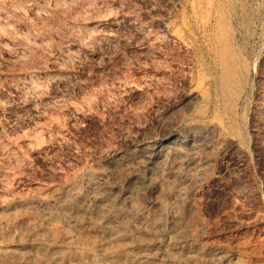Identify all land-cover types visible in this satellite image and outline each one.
Here are the masks:
<instances>
[{"label": "rangeland", "instance_id": "374dc122", "mask_svg": "<svg viewBox=\"0 0 264 264\" xmlns=\"http://www.w3.org/2000/svg\"><path fill=\"white\" fill-rule=\"evenodd\" d=\"M164 144L179 157L143 158ZM111 168L108 222L85 188ZM73 185L90 210L72 228ZM99 228L120 231L113 264L125 246L183 264L175 243L264 264V0H0V264H88Z\"/></svg>", "mask_w": 264, "mask_h": 264}, {"label": "bare ground", "instance_id": "6f19581e", "mask_svg": "<svg viewBox=\"0 0 264 264\" xmlns=\"http://www.w3.org/2000/svg\"><path fill=\"white\" fill-rule=\"evenodd\" d=\"M230 29V28H229ZM220 33V32H219ZM228 37V36H227ZM228 39V38H227ZM224 46V45H222ZM220 48V47H219ZM215 53V52H214ZM219 53V52H218ZM240 53V51H239ZM233 54H235V51L233 52ZM221 55V53H220ZM237 55V54H236ZM213 57V56H212ZM214 57H215V54H214ZM222 58V57H221ZM219 58V59H221ZM224 60H222L223 62V68H222V77L220 78V81L218 83V86L219 88L221 89L222 92L226 93L227 90H228V83L237 75V66L239 64L233 62L234 60H232V52H231V49H227L226 51V54L223 58ZM238 61V60H237ZM244 61V60H243ZM221 64V63H220ZM215 66V65H214ZM240 66V65H239ZM246 67V66H245ZM244 67V68H245ZM219 71V70H218ZM216 72V71H215ZM246 72V71H245ZM243 75V74H242ZM246 75V74H244ZM220 77V76H219ZM238 78V77H236ZM214 79V78H213ZM238 81V79H236ZM233 83V82H232ZM247 83V82H246ZM230 84V83H229ZM237 85V84H236ZM240 84H238L239 86ZM215 86V85H214ZM214 88V87H212ZM237 89V88H236ZM245 89V88H244ZM233 91V90H232ZM243 91V89H242ZM232 93V92H231ZM238 95V94H237ZM242 95V94H241ZM230 97V96H229ZM242 97V96H241ZM231 98V97H230ZM229 98V99H230ZM240 98V97H239ZM228 99V98H227ZM233 99V98H232ZM236 99V98H235ZM233 99V100H235ZM222 100V99H221ZM224 100V98H223ZM237 100V99H236ZM225 103V102H224ZM228 103V102H227ZM236 103V102H235ZM236 105V104H235ZM223 108V107H222ZM227 109V108H226ZM232 113V112H231ZM234 113V112H233ZM235 114V113H234ZM194 130V129H193ZM198 136V135H197ZM186 137V136H185ZM193 137V136H192ZM191 137V138H192ZM194 138L195 135H194ZM177 140V138L175 139ZM174 140V141H175ZM181 140V139H180ZM179 140V141H180ZM178 141V140H177ZM172 142V141H171ZM174 143V142H173ZM137 150V149H136ZM173 145L171 144H164V145H161L160 147L158 146H150L147 148V150L143 151L144 153H142L143 155V158L144 157H147L148 158V161H150L149 163H160L161 161H166L168 157H176L179 155L178 152L176 151H173ZM142 151V150H141ZM131 152V151H130ZM140 152V151H139ZM174 154V155H173ZM177 154V155H175ZM132 155V154H131ZM141 155V154H140ZM127 156V155H126ZM139 156V155H138ZM137 156V157H138ZM117 157V156H116ZM140 157V156H139ZM179 157V156H178ZM126 158V157H125ZM174 158V160L176 159ZM114 159V158H113ZM132 159V158H131ZM120 160H123L121 159V156H120ZM186 160V159H185ZM112 161V160H111ZM124 161V160H123ZM184 162H187V161H184ZM121 163L123 164V162L121 161H115L113 164H114V167L116 168V170H119V165H121ZM145 163H146V160H145ZM207 163V162H206ZM110 164V163H109ZM112 164V163H111ZM150 165V164H149ZM102 166V165H101ZM105 166H108V164ZM118 166V167H117ZM176 166V165H175ZM122 167V166H121ZM146 167V166H145ZM199 167V165H198ZM123 169V168H122ZM155 169V170H154ZM153 171L154 173L156 174H160L162 172V168L160 166H157L156 168H154ZM187 169V168H186ZM113 170V168L111 169H100V170H96L94 171L93 173H90V176L87 177L86 179V188L85 190H87L90 194V196L94 199V200H100V201H104L106 202L105 204V209L104 211H102V213H104V215H106V218L108 217V222L112 221L114 219V216H109V214L107 215V212L110 211V207L112 206L111 205V202L113 203V201L116 199L117 195L114 196V191L115 188H114V184L108 182L106 180V177L109 175V173ZM147 171V169H146ZM172 171V170H171ZM203 171L204 169H202L198 176L199 177L201 174H203ZM84 172V171H83ZM136 172V171H135ZM134 172V173H135ZM148 172V171H147ZM174 172V171H173ZM176 172V171H175ZM114 174V173H113ZM136 174V173H135ZM168 174V172H167ZM177 174V173H175ZM145 175V174H144ZM174 175V174H173ZM127 176V174L125 175ZM165 176V175H164ZM205 176V175H204ZM118 177V176H117ZM130 177V176H129ZM139 177V176H138ZM166 177V176H165ZM84 177H82L81 179H83ZM116 178V177H115ZM136 178V177H135ZM145 178V177H143ZM119 179V178H118ZM128 179V178H127ZM147 179V178H146ZM162 179V178H161ZM164 179V178H163ZM208 179V177H207ZM130 180V179H129ZM128 180V181H129ZM149 180V179H148ZM147 180V181H148ZM193 180V179H192ZM145 181V180H144ZM170 181V179H169ZM184 181V180H183ZM205 181V180H204ZM83 182V181H82ZM130 182V181H129ZM194 182V181H193ZM197 182V180H196ZM127 182H125L126 184ZM142 183V182H140ZM145 183V182H144ZM165 184V182H163ZM163 184V185H164ZM68 185V184H67ZM142 186V185H141ZM180 186V185H179ZM188 186V185H187ZM65 187V186H64ZM63 187V188H64ZM147 187V186H146ZM156 187V186H155ZM154 187V188H155ZM181 187V186H180ZM62 188V189H63ZM160 188V187H159ZM60 189V190H62ZM120 189V188H119ZM149 189V188H148ZM59 190V191H60ZM82 189H80L79 187H77V185H73L71 186L70 188H68L65 192H67V194L69 195V200L67 202L68 206L70 208L73 209V212L71 213H67L66 214V219L67 221L69 222V224L72 225V228L73 227H76V225L78 224H81V222H85L84 220H79L77 218V214L79 215V212L80 210L82 211H87L89 213L88 210H90V205H85V203L83 202V198H84V195H83V192L81 191ZM121 190V189H120ZM119 190V192H120ZM124 190V189H123ZM157 190V188H156ZM64 191V190H63ZM62 191V193H64ZM118 191V189H117ZM122 191V190H121ZM116 192V191H115ZM136 192V191H135ZM156 192V191H155ZM61 193V191H60ZM145 193V192H144ZM146 194V193H145ZM154 194V193H153ZM192 195V194H191ZM38 196V195H37ZM122 198H124L125 200H132L134 199L133 197L134 196V191L133 190H126L124 191L123 195H121ZM66 198V197H65ZM64 198V199H65ZM174 199V197H172ZM145 199L147 200L148 198L145 197ZM53 200V199H51ZM58 200V199H57ZM88 200V199H87ZM119 200V199H118ZM194 200V199H193ZM150 201V200H149ZM34 202L36 204H43L45 203L46 201L44 200V198L42 196H38L35 198ZM33 202V203H34ZM54 202V201H53ZM97 202V201H96ZM147 202V201H146ZM152 201H150L151 203ZM155 202V201H154ZM34 203V204H35ZM47 203V202H46ZM148 203V202H147ZM153 203V202H152ZM32 204V202L30 203ZM130 205V204H129ZM128 205V206H129ZM134 205V204H133ZM153 205V204H152ZM4 206V204H3ZM32 206V205H31ZM100 206V205H99ZM42 207V206H41ZM44 207V206H43ZM47 207V206H46ZM33 208V207H32ZM40 208V206H39ZM129 208V207H128ZM134 208V207H133ZM38 209V207H37ZM49 209V208H47ZM67 209V208H66ZM92 209V207H91ZM117 209V208H116ZM42 210V209H41ZM121 210V209H120ZM152 210V209H151ZM189 210V209H188ZM35 211V209H34ZM38 211V210H37ZM69 211V210H68ZM127 211V210H125ZM147 211V210H146ZM158 212V211H157ZM189 212V211H187ZM48 213V212H47ZM145 213V212H144ZM134 214V213H133ZM189 213H187L188 215ZM159 215V214H158ZM170 215V214H169ZM35 216V215H34ZM171 216V215H170ZM43 217V216H42ZM155 217V216H154ZM63 218V217H62ZM141 218V217H140ZM148 218V217H147ZM172 218V217H170ZM187 218V216H186ZM134 219V218H133ZM38 221V220H37ZM88 223H90L89 221H87ZM86 222V228H90L91 230H95L97 228L91 226L90 224H88ZM139 222V221H138ZM122 223V222H121ZM131 223V222H130ZM142 223V222H141ZM37 224V223H35ZM124 224V222H123ZM123 224H121V227L123 226ZM133 224V223H132ZM143 224V223H142ZM33 225V224H32ZM125 225V224H124ZM130 225V224H129ZM184 225V224H182ZM40 225H38L39 227ZM83 226V225H82ZM154 228V227H153ZM68 229V228H67ZM78 229V228H77ZM75 230V229H74ZM99 231L102 235V238H101V242H100V246L102 247V249H99V250H93L90 252L89 256L92 258L90 259L91 262H89L88 264H113L111 262H107L109 259H113L115 257H119V252L118 251H113V250H107L106 248H104V246L111 240L114 241V239H117L118 236L120 235V231L119 229H114L112 228V231L110 232H107L106 230L104 229H100L99 228ZM81 232V231H80ZM142 232V231H141ZM164 232V230H163ZM171 232V231H170ZM138 233V232H137ZM168 233V232H167ZM65 234V232H64ZM76 234V232H75ZM146 234V233H145ZM166 234V233H164ZM42 235V234H41ZM44 235V234H43ZM201 235V234H200ZM29 236V235H28ZM168 236V235H167ZM148 237V236H147ZM146 237V238H147ZM166 237V236H165ZM169 237L170 234H169ZM195 237V236H194ZM69 238H71L69 236ZM164 238V236H163ZM185 238V237H184ZM37 239V238H36ZM62 239V238H61ZM121 239V238H120ZM145 239V238H144ZM151 239V238H150ZM166 239V238H165ZM164 239V240H165ZM193 239V238H192ZM201 239V238H200ZM30 240V239H29ZM54 240V239H53ZM118 240V239H117ZM123 240V239H122ZM125 240V239H124ZM123 240V241H124ZM168 240V239H166ZM190 240V239H189ZM60 241V240H58ZM63 241V240H62ZM185 241V240H184ZM56 242V241H55ZM142 242V241H141ZM144 242V241H143ZM169 242V241H167ZM192 242V241H190ZM31 243V242H30ZM36 243V242H35ZM57 243V242H56ZM157 243V242H156ZM179 243V242H178ZM187 243V242H186ZM205 243V242H203ZM18 244V243H17ZM132 244V243H131ZM139 244V243H138ZM19 245V244H18ZM55 245V244H54ZM108 245V244H107ZM135 245V244H134ZM9 246V245H8ZM56 246V245H55ZM165 246V245H164ZM3 247V246H2ZM6 247V246H4ZM51 247H52V244H51ZM70 247V246H69ZM72 247V246H71ZM74 247V246H73ZM133 247V246H132ZM149 247V246H148ZM161 247V246H160ZM137 248V247H136ZM163 248V247H162ZM161 248V249H162ZM221 248V247H220ZM87 249V248H86ZM90 249V248H89ZM123 249V250H122ZM121 250H122V253L121 254H126L128 255V257L131 259V261H133V263L135 264H158V258L154 256V254L152 253H147V252H141V253H133L132 251L128 250V247L125 246L123 247ZM148 249V248H147ZM8 250V249H7ZM12 250V249H11ZM75 250V249H74ZM149 250V249H148ZM154 250V249H153ZM221 250V249H220ZM217 251L215 252H211L208 250V248L206 247H200V246H197V245H194L193 243H188V244H185L183 246H178L176 243L173 244L171 247H170V256L172 257V259H179L180 261L183 262V264H220L223 262V260L225 258H227L225 255H222L221 252ZM224 250V249H223ZM58 251V250H57ZM56 251V252H57ZM151 251V250H150ZM213 251V250H212ZM5 252V251H4ZM8 252V251H7ZM229 252V251H227ZM226 253V252H225ZM7 254V253H6ZM11 255V254H10ZM20 255V254H19ZM21 256V255H20ZM161 257V256H160ZM159 257V258H160ZM72 258V257H71ZM70 258V259H71ZM231 258V257H230ZM80 259V258H79ZM170 259V258H169ZM160 260V259H159ZM166 260V259H165ZM226 260V259H225ZM111 261V260H110ZM164 261V260H163ZM171 261V260H170ZM52 262V261H51ZM116 262V261H115ZM168 262V261H166ZM174 262V261H173ZM53 263V262H52ZM55 263V262H54ZM85 263V262H84ZM132 263V264H133ZM172 263V262H171ZM57 264V263H56ZM178 264V263H177Z\"/></svg>", "mask_w": 264, "mask_h": 264}]
</instances>
